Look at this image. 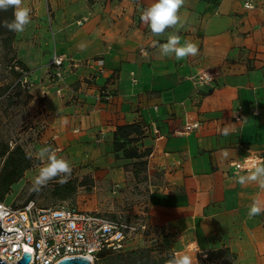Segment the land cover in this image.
<instances>
[{
  "label": "crops",
  "instance_id": "0c3cea01",
  "mask_svg": "<svg viewBox=\"0 0 264 264\" xmlns=\"http://www.w3.org/2000/svg\"><path fill=\"white\" fill-rule=\"evenodd\" d=\"M151 2L23 0L31 22L13 49L41 126L23 147L37 158L52 139L74 176L93 179L95 195L115 194L134 179L113 150L114 132L141 122L136 146L151 149V190L134 207L149 225L140 243L194 254L193 264L222 248L233 264H264V212L248 216L264 187L241 185L251 171L233 168L264 157V0H185L180 23L159 36L140 19ZM170 33L197 44L198 55L161 57ZM54 56L63 59L60 79L48 67Z\"/></svg>",
  "mask_w": 264,
  "mask_h": 264
},
{
  "label": "built area",
  "instance_id": "2783aa9c",
  "mask_svg": "<svg viewBox=\"0 0 264 264\" xmlns=\"http://www.w3.org/2000/svg\"><path fill=\"white\" fill-rule=\"evenodd\" d=\"M62 63V57L54 56L48 66L57 79L62 76ZM96 64L102 67L103 62ZM26 77L27 73L23 72L20 82L27 84ZM101 93L108 99L107 90ZM46 145L57 151L52 139ZM256 157L234 163V170L252 171ZM0 222L2 230L17 233L0 236V262L5 264H17L23 253L30 255L28 264H57L72 257L86 258L93 264L99 254L123 252L132 241L149 231L148 223L140 216L132 220L108 218L65 205L44 208L34 201L22 206L0 201Z\"/></svg>",
  "mask_w": 264,
  "mask_h": 264
},
{
  "label": "rangeland",
  "instance_id": "374dc122",
  "mask_svg": "<svg viewBox=\"0 0 264 264\" xmlns=\"http://www.w3.org/2000/svg\"><path fill=\"white\" fill-rule=\"evenodd\" d=\"M11 57L12 53L3 49L0 43V142L13 147L15 144L24 145L31 139L37 138L41 126L38 118L39 108L28 95L27 84L21 83L19 87L16 86L18 74L22 69L16 66ZM36 173L37 171H27L23 178L12 185L10 193L3 202L7 205L20 206L27 200H33L36 205L46 208L65 205L108 218L122 217L132 220L140 216L135 213L134 207H144L151 190L150 178L143 179L144 174H141L139 180L132 181L131 186L121 189L119 193L117 191L113 194L112 190H101L95 195L91 185L79 188L70 199L55 201L48 194L52 185L51 181L40 191L33 190V177ZM145 247H151V245L145 242L140 243V238H137L125 251Z\"/></svg>",
  "mask_w": 264,
  "mask_h": 264
},
{
  "label": "trees",
  "instance_id": "16d2710c",
  "mask_svg": "<svg viewBox=\"0 0 264 264\" xmlns=\"http://www.w3.org/2000/svg\"><path fill=\"white\" fill-rule=\"evenodd\" d=\"M12 19V9L8 11H0V43L8 52L12 53L11 60L15 61L16 66L21 67V72L18 74V82L16 86H20V79L23 72L27 73L28 69L25 65L16 61L13 42L15 32L8 31L3 27L4 20ZM145 127L141 122L131 123L118 126L113 136V150L116 153H121L122 158L129 160L131 167V175L135 181L139 180V176L144 174V178H148L147 159L151 154V149H138L136 143L144 137ZM0 201L10 193L14 183L23 178L24 174L35 167L39 161L37 158L28 154L22 144H15L10 147L7 143L0 142ZM59 178L53 179L51 189L48 194L55 201H65L72 198L82 187H90L93 185V179L86 175L83 178L74 176L71 173L67 183L60 184ZM33 200H27V202ZM42 207V206H40ZM54 207V206H53ZM46 208V207H44ZM173 254L170 252H158L154 247H145L130 251L118 253H101L93 264H165V261ZM236 256L228 249L222 248L214 251H209L206 257L202 259V264H233Z\"/></svg>",
  "mask_w": 264,
  "mask_h": 264
},
{
  "label": "clouds",
  "instance_id": "9594fccd",
  "mask_svg": "<svg viewBox=\"0 0 264 264\" xmlns=\"http://www.w3.org/2000/svg\"><path fill=\"white\" fill-rule=\"evenodd\" d=\"M185 5V0H152L149 6L142 9L141 21L147 25L154 35H162L166 29L174 28L180 23V9ZM246 7L251 8V4ZM12 9V19L4 20L3 27L8 31L23 33L31 22V9L23 4V0H0V11ZM199 53L198 45L190 40L181 42V37L176 33H170L166 42L159 44V55L161 57L174 56L177 60L188 56H196ZM224 134H228V129H224ZM39 163L36 165L37 173L33 177L32 188L40 191L47 186L50 181L59 178V183L64 184L72 173V167L68 160L59 157L56 150L51 146L39 148L36 152ZM253 164L252 171L247 175H241L238 183L241 185L255 182L264 187V159L259 156ZM264 212V203L254 200L248 206V216L254 217ZM194 254L189 255L183 252H176L165 261V264H193ZM196 261V260H195Z\"/></svg>",
  "mask_w": 264,
  "mask_h": 264
},
{
  "label": "water",
  "instance_id": "95a60500",
  "mask_svg": "<svg viewBox=\"0 0 264 264\" xmlns=\"http://www.w3.org/2000/svg\"><path fill=\"white\" fill-rule=\"evenodd\" d=\"M15 233V231L6 232L1 229V222H0V236H9L10 234ZM30 261V255L23 253L22 259H20L17 264H28ZM0 264H5L3 262H0ZM57 264H91L90 261L86 258L82 257H72L68 259H63L59 261Z\"/></svg>",
  "mask_w": 264,
  "mask_h": 264
}]
</instances>
